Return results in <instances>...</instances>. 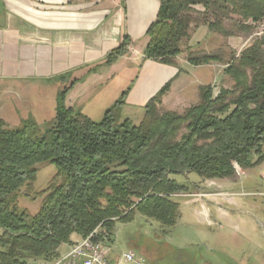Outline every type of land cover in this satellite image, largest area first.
Returning a JSON list of instances; mask_svg holds the SVG:
<instances>
[{
  "label": "trees",
  "instance_id": "1",
  "mask_svg": "<svg viewBox=\"0 0 264 264\" xmlns=\"http://www.w3.org/2000/svg\"><path fill=\"white\" fill-rule=\"evenodd\" d=\"M158 1L144 59L165 66H174L183 53L194 66L224 63L219 54L196 55L185 47L196 6L229 10L241 19L245 35L253 29L248 22L264 21V0ZM208 29L231 36L218 23ZM129 44L124 37L105 64L125 55ZM225 65L232 87L216 96L212 87L201 88L198 102L183 114L158 109L167 83L145 105L138 125L122 120L119 106L126 93L98 122L63 105H57L45 129L31 120L15 128L0 120V264L55 260L73 235L85 238L97 228L111 235L115 223L136 216L172 228L180 217L172 197L188 190L171 175L226 179L236 176L234 165L246 171L262 164L264 35ZM41 164L54 166L55 174L44 190L33 192ZM22 198L39 199L38 211L21 208Z\"/></svg>",
  "mask_w": 264,
  "mask_h": 264
},
{
  "label": "crops",
  "instance_id": "2",
  "mask_svg": "<svg viewBox=\"0 0 264 264\" xmlns=\"http://www.w3.org/2000/svg\"><path fill=\"white\" fill-rule=\"evenodd\" d=\"M159 6L158 0H0L1 97L10 98L24 88H39L55 95L66 91L65 106L86 116L83 110L89 102L100 98L99 102H104L110 97L107 91L113 84L121 93L116 94L113 104L103 108L106 110L101 119L127 91L119 106L124 120L132 110L128 109L127 99H137L134 105L144 108L167 83L169 91L159 107L176 113L195 105L202 87H212L214 95L221 88L229 89L226 83L233 85V81L224 74L222 63L194 66L185 53L177 57L174 66L144 59L146 32L155 21ZM260 23L249 22L253 29ZM201 29L185 44L195 54L203 51L194 46L202 47V42L210 39V33ZM124 37L130 40L127 53L106 65L107 55ZM247 42L244 49L253 41L249 45ZM239 43L233 40L228 45L235 49ZM140 62L150 64L149 79L136 85L139 76H127L124 71ZM127 83L132 89L124 90ZM8 107L7 102L0 115L12 110Z\"/></svg>",
  "mask_w": 264,
  "mask_h": 264
},
{
  "label": "rangeland",
  "instance_id": "3",
  "mask_svg": "<svg viewBox=\"0 0 264 264\" xmlns=\"http://www.w3.org/2000/svg\"><path fill=\"white\" fill-rule=\"evenodd\" d=\"M190 19V38L195 36L200 27L201 31L210 33V39L203 41L202 47L194 46L197 51H203L196 55L219 54L224 59L223 65L229 63L233 57L239 56L245 42L248 41L249 45L251 41L264 35L256 36L264 21L256 25L250 34L245 35L239 30L241 19L229 10L218 11L215 7L205 10L203 6H196L190 14ZM212 22L218 23L222 29L231 33V36L224 37L220 33L210 32L208 24ZM233 40L240 42L238 48L232 49L228 45ZM149 65L140 62L136 67L124 72L127 76H139L136 84L138 85L141 81L145 83L149 79ZM230 83L232 82L226 83L229 89L232 87ZM126 88L132 89L129 83L124 90H127ZM119 90L115 85H110L107 91L110 97L102 103L99 102L101 98L90 101L83 113L98 122L106 110L103 108L113 104L116 94L121 93ZM217 90L215 87V93ZM125 93L124 99L128 92ZM12 94L6 99L0 95V113L3 111L2 106L7 102L10 106L8 108L12 109L7 115H0V120L6 123V126L20 125L23 121L31 120L41 129H45L51 124L57 105H66L60 95L44 92L39 88L27 91L25 88L19 89ZM135 103L137 99L131 102L127 99L128 109L132 110L125 112V116L134 125H138L142 120L144 108L137 107ZM190 107L191 105L185 107V110ZM158 109L165 112L160 107ZM185 110L177 114H183ZM234 168L236 176L226 179L201 180L193 173L171 175L170 179L188 190L187 194L172 197L180 207L177 224L172 228H165L158 222L141 216H136L129 223L117 222L111 235L103 230L107 233L111 255L116 257L130 251L143 260L144 264H264V162L246 171L237 165H234ZM37 169L33 192L44 190L55 174V168L50 164L38 165ZM23 191L33 195L26 189ZM40 203L39 199L20 200L21 208H26L32 213L38 211ZM81 239L83 238L73 235L70 244L61 246L59 256Z\"/></svg>",
  "mask_w": 264,
  "mask_h": 264
},
{
  "label": "built area",
  "instance_id": "4",
  "mask_svg": "<svg viewBox=\"0 0 264 264\" xmlns=\"http://www.w3.org/2000/svg\"><path fill=\"white\" fill-rule=\"evenodd\" d=\"M256 36L264 34V23ZM104 229L97 228L88 236L71 245L66 253L48 262H34L32 264H144V261L133 252H123L119 256L111 255Z\"/></svg>",
  "mask_w": 264,
  "mask_h": 264
}]
</instances>
